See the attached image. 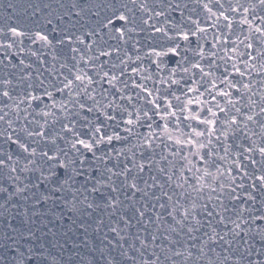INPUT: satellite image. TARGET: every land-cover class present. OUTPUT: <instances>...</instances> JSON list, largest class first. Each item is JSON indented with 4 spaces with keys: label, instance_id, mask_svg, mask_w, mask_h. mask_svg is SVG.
<instances>
[{
    "label": "snow or ice",
    "instance_id": "obj_1",
    "mask_svg": "<svg viewBox=\"0 0 264 264\" xmlns=\"http://www.w3.org/2000/svg\"><path fill=\"white\" fill-rule=\"evenodd\" d=\"M196 3L212 23L201 27L199 20L193 21L188 17L195 30L185 31L179 25H171L176 29L175 35H169L163 26L157 27L149 22L176 11L183 16L188 6L184 4L182 7L177 0H109L105 7L110 14L75 38L67 29L56 26L51 32L57 33V36L51 38L43 28L29 32L19 26L7 27V33L13 40L0 43L3 52L0 55V72L3 73L0 76V143L10 148L15 146L17 150L0 148V180L6 181L12 188L9 191V187L0 183V194H6L5 204L17 197L24 201L32 199L35 204L51 201L53 205L57 202L67 205V197L71 194L74 204L79 203L93 211L101 207L97 201H102L104 209H111L110 216H115L122 207L131 209L130 215L124 212L107 226L108 232L114 234V240L104 236L107 244L99 249L104 264H126L128 261L132 264H264V213L256 215L260 209L253 207L258 203L257 197H260V208L264 209V0H196ZM48 7L44 5V8ZM71 7L75 11L79 6L73 3ZM40 10L37 7L35 11ZM82 11H75V14L79 16ZM71 14V11L64 13L66 16ZM93 15L100 17V12ZM145 15L147 18H143ZM237 15L240 16L238 21ZM57 19L62 22L63 16H57ZM165 22L170 24L167 18ZM222 22L230 34L236 23L241 26L240 32L246 34L243 38L237 34L231 47H228L229 36L223 32L213 38L215 43L212 48L216 50L209 51L207 55L224 60L225 64L230 63L232 71L225 67L223 78L213 79L210 88L206 89L211 101L215 102L212 107H207L210 101H187L188 104L205 106L201 108V112L206 110L203 118L200 113L184 117V120H194L203 128H191L190 133L176 129L179 135L174 136L165 124L162 134L173 142L175 151L161 155L159 160L153 148L158 136L151 131V123L147 124L150 131L136 135V143L131 147H113L114 141L129 140L135 135L136 127H142L143 121L151 120L149 111L161 120L177 115L176 111H168L172 108L171 102L158 95L157 98L147 99L146 102L152 106L150 110L142 111L133 105V93L126 90L130 85L136 89V99L153 97V91L146 84L152 77L142 76L141 83L135 79H121L129 71L128 65L133 58L127 52L124 58H119L120 42L124 45L133 42L136 48L139 41L134 40L133 34L144 31L139 26L143 24L153 32L163 33L172 42L171 46L160 51L152 47L145 55L161 60L164 57L175 59L180 55V44L175 43L177 39L189 41L198 33L206 34L209 28H217ZM46 23L52 24V20ZM245 25L246 28L243 27ZM3 32L4 29L0 28V33ZM105 35L118 41L117 45H108ZM25 37L32 44L41 43L44 47H53V41L56 45L78 42L83 46V50L79 46L70 48L74 62L71 66L67 62L60 64L67 74L57 73L62 79L58 81L60 86L53 85V89L61 96L67 93L65 99L57 101L53 91L47 88L43 89L42 95H36L35 92L43 88V80L37 87L28 83L23 90H18L12 79L14 73L5 71L18 65L31 68L32 65L25 64L24 59H19L18 64L12 63L17 56L25 53ZM218 44L221 45L219 49L216 48ZM14 47L18 51L13 52ZM27 51L40 58L37 51L30 48ZM218 51L224 55L218 57ZM114 53L119 64L109 62ZM196 54L201 59L205 57L203 48ZM101 57L104 59L101 60ZM135 60H141V57L137 55ZM81 62L84 67L80 66ZM152 63L159 70L160 63ZM176 63L179 66L181 61ZM120 65L124 68L117 72ZM191 67L199 70L202 77L213 76L199 62ZM86 69H91L92 74ZM130 71L139 75L147 69L137 66ZM179 71L187 73L189 69L179 67ZM176 72L177 68L171 69L168 80L161 83L179 84V80L172 79ZM30 76L31 73L22 76L20 82L30 79ZM13 92L17 94L13 95ZM187 92H198V88L189 87ZM44 97L51 103L43 104ZM217 97L223 100V104ZM158 99L166 102L164 115L160 114ZM174 99L179 100L180 97L174 96ZM33 102L43 104L40 112L36 113L44 118L43 123L29 111ZM125 104L132 106V110ZM185 108L187 105L181 112ZM52 109H59L63 120ZM109 110L113 114L110 115ZM81 111L99 113L97 121L103 116L105 121L115 122L116 128L123 123L122 131L127 135L121 136L119 131L109 134L106 131L108 124L93 122L87 116L82 118L84 123L77 125L73 117H79ZM116 113L120 115L119 121ZM17 121L26 123L17 127ZM57 122L61 124L59 130H50L49 125ZM57 140L62 141L64 146L61 147ZM160 161L166 163L161 166ZM89 196H92L91 200ZM86 214L91 215V212ZM164 217L170 218L171 222ZM141 223L155 224L157 231L137 228L129 243L127 230ZM101 224L102 220L98 222L97 231ZM141 231L146 233L144 238H141ZM26 236L33 234H5L0 238V252H3L0 262L44 264L48 255L43 246L26 247L21 243ZM136 241L140 247L136 246ZM149 248L152 249L150 258L145 255Z\"/></svg>",
    "mask_w": 264,
    "mask_h": 264
},
{
    "label": "water",
    "instance_id": "obj_2",
    "mask_svg": "<svg viewBox=\"0 0 264 264\" xmlns=\"http://www.w3.org/2000/svg\"><path fill=\"white\" fill-rule=\"evenodd\" d=\"M108 2L109 0H0V28L4 29V32L0 33V43H10L13 40L11 34L7 33L8 26H19L22 30L29 32L43 28L49 33L50 38L57 36V33L51 32L52 27L56 26L58 29H67L68 33L73 34V37L75 38V36L86 33L90 30L100 18L110 14L105 7ZM177 2H179L182 7L184 4H187L188 6L184 9L183 16H181L179 11L171 12L170 14H166V17L155 18L149 23H155L157 27L163 26L167 29L169 35H175L176 31L171 25H179L185 31L189 29L194 31L195 25L191 23L188 17H191V20L193 21L199 20L201 27H208V25L212 23V21L206 19V13L202 10V7L197 5L196 0H177ZM204 2H207V0H204ZM232 2H234V0H232ZM73 3H76L79 6L75 11L83 9L79 16H77L75 11L72 10L71 6ZM9 4L13 5V7L9 8ZM45 4L49 7L44 8ZM61 5H63V7H61ZM37 7L41 10L35 11ZM225 7H228V3H225ZM70 11L72 12L71 16L64 15L65 12ZM97 11L100 12V17L93 15V13ZM213 11H216V8H213ZM34 12L35 15H33ZM217 15H219L218 12ZM57 16H63V21L61 22L58 20ZM143 18H147V16L145 15ZM166 18L170 21V24L165 22ZM239 18L240 16L237 15V21ZM49 19L52 20V24L46 23ZM249 19H251V17H249ZM139 26L144 28V31L133 34L134 40L139 41L136 48L133 47V42H129L127 45L120 42L121 51L119 53V58H124L125 52L133 58L128 65L129 71L126 73V76L121 77V79H135L137 83H141L143 82L141 80L142 76H151L152 79L147 80L146 84L147 87L153 91V97L136 99L135 93L137 90L132 88L131 85L126 92L133 93V105L140 108L142 111L150 110L152 107L146 102L147 99L157 98V95L159 97H165L166 100L170 101L172 104V108L168 109V111H176L177 115L169 119L161 120L159 116L152 115V111H149V115L152 116V119L143 121L142 127H136L134 129L135 135L130 137L129 140L123 142L114 141L113 147H131L136 143V135H142L150 131L147 128V124L151 123L153 125L151 131L158 136L153 143V148L154 155L156 159L159 160L161 155H168L170 150L175 151L173 142L167 140L166 135L162 134L164 125H168V132L174 136L179 135V132L176 131V129H179V131L184 133H190L191 128H197V130L202 129V125H198L196 121L191 119L184 120V117L200 113L203 118L206 114V110L205 112H201V108H204L205 106L188 104L187 101L189 99L210 101L207 107H212L215 102L211 101V95L206 89L210 88V82L213 79L223 78L225 67L228 68L229 72L232 71L230 63L225 64L224 60L207 55L209 51L216 50L212 48V44L215 43V40L213 39L214 36L218 35L220 32H223L224 35H228V47H231L237 34L243 38V35L246 33H241V26L236 23L234 25L233 33L230 34L222 22L217 28H209L206 34L198 33L196 36L191 37L189 41L177 39L175 43L180 44V55L175 57V59L164 57L161 60L155 56H146L145 53H147L152 47H155L157 51L166 49L171 46L172 42H170L163 33L153 32L150 27H146L143 24H140ZM243 27L246 28L247 26L245 25ZM23 40V47H25L26 51L17 56L12 63L18 64L19 59H24L25 64L32 65L31 68H25L23 65H18L15 69H12L11 67L5 69V71L14 73L12 79L14 84H16L17 89L23 90L28 83H31L33 87H37L40 81L43 80V88L36 91V95H42L43 89L47 88L48 90L53 91L54 98L57 101L65 99L67 93L61 96L53 89V85L56 87L60 86L58 81L59 79H62L57 73L64 72L67 74V70L61 69L60 64L67 62L71 66L74 62L71 59L73 53L70 51V48L79 46L83 50V46H80L78 42L73 43L72 45H68L67 43L65 45H56L55 41H53V47H44L41 43L32 44L27 37L23 38ZM104 40L107 41L108 45L113 47L118 43L116 40L109 39L108 35L104 36ZM87 42L88 40L86 38V43ZM220 47L221 45L219 44L216 46L217 49ZM29 48L32 51H37L40 58L38 59L36 56H32L30 52L27 51ZM200 48L204 49V59H201L200 56L196 54ZM241 50H243L242 46ZM12 51L16 52L18 51V48L14 47ZM93 52H95V49H93ZM2 54L3 52L0 50V55ZM137 55L141 57V60H135ZM223 55L224 53L222 51L217 52L218 57ZM184 57H187V59L185 60ZM103 59L104 57H101V60ZM225 59L227 58L225 57ZM152 61L160 63L159 70ZM177 61H181L179 66L176 63ZM109 62L119 64V59H117L115 53L109 58ZM197 62L201 64L206 72H212L213 76L202 77L199 70L191 67L192 64ZM80 66L84 67L83 62H81ZM137 66L147 69V71H142L139 75L131 73L130 69ZM179 67L188 68L189 71L187 73L181 72L179 71ZM0 68H2V66H0ZM123 68L124 65H120L117 72L123 70ZM173 68H177V72L172 76V79L179 80L180 83L175 85L170 84V82L161 83L162 80H168L171 69ZM21 69H23V71H21ZM86 70L89 74H92L91 69ZM105 70H108L107 66H105ZM28 73H31L30 79L21 83L20 78ZM2 74L3 73L0 72V76H2ZM104 86L108 87L107 84ZM189 87L198 88V92H187V88ZM218 87H222V85H218ZM157 89L159 90L158 94ZM113 91L115 90L113 89ZM201 93L203 95H201ZM16 94V92H13V95ZM214 94L215 93L213 92L212 95ZM144 95L146 96V94ZM174 96H178L180 99L176 100L174 99ZM217 99L223 104L221 98L217 97ZM158 102L161 104L160 114L164 115L166 102L163 99H158ZM50 103L51 102L46 97L43 98V104ZM120 103L125 102L121 101ZM37 104H39V107H37ZM43 104H40V102H33L32 108L29 109V111L32 112V115L40 120L41 123H43L44 118L36 115V113L40 112L43 108ZM185 105H187V108L181 112V109L184 108ZM24 106L26 105H22L21 107ZM125 106L129 107L130 111L132 110V106L127 104H125ZM33 109H35V111H33ZM52 110L56 112L57 116H61L59 109ZM21 114L23 115V113ZM109 114H113L111 110H109ZM99 115L100 114L96 112L88 113L87 111H81L79 117H73V119H76L77 125H79L84 123L82 118L87 116L88 120L93 122L108 124L109 127L106 131H108L109 134H111L112 131H119L121 136L127 135L122 131L124 128L123 123H120V127L116 128L115 122L105 121L103 116H100L99 121H97L96 118ZM116 115L117 121H119V113H116ZM221 118L223 117L221 116ZM29 119H32V116H29ZM48 119L51 121V117ZM61 120H63L62 116ZM21 123H26V121H17L15 126L18 127ZM60 127L61 124L59 122L55 125H49L50 130L55 129L58 131ZM21 136H23L22 133ZM57 143L61 147L64 146L62 141L57 140ZM101 147L103 148L105 146ZM0 148H3L6 151L17 150L15 149V146L10 148L8 145L2 143H0ZM133 150L135 151V149ZM149 154L150 153H145V155ZM97 155H99V153H97ZM137 156L139 158V153H137ZM169 159H171L170 156ZM165 163V161H160L161 166ZM147 176L148 173L146 172L145 178H147ZM161 182H163V180ZM0 183L9 187V191L12 190L11 186L6 181L0 180ZM25 195H27V193H25ZM5 199L6 194H0V205H2L0 206V238L5 234L16 236L18 233L31 232L33 236H26L21 243L25 244L26 247L31 245L39 247L42 245L43 250L48 255V260H46L44 264H104V260L99 252V249L107 244V240H104V236L107 235L108 240H114V234L108 232L107 226L112 224L114 220H117L124 212H127L129 215L131 214V209H124L122 207L115 216H110L111 209H104L102 207V201H97L98 203H101V207L95 209V211L85 209L83 205L79 203L74 204V202H72L71 194L67 197L69 200L67 205L62 202H57L56 205H53L51 201L46 204L43 202L41 204H35L32 199L24 201L17 197H13L11 201L5 204ZM89 199L91 200L92 196H89ZM121 199H123V196H121ZM257 200L258 203L253 207L260 209V211L255 213L256 215H260L264 213V209L260 208V197H257ZM125 203L128 202L125 201ZM13 205H15V207H13ZM157 210L159 211V209ZM88 212H91V215L86 214ZM164 219L168 220L169 223L171 222L168 217H164ZM101 220L103 221V224L99 226V231H97L98 222ZM81 225H83V227H81ZM120 227L123 228V224H121ZM137 228H147L149 232L154 233L157 231L155 224L141 223L140 225L127 230L129 232V237L127 238L129 243L132 242V235L136 233ZM121 234L123 235V232ZM140 235L141 238H144L146 233L141 231ZM157 243H160V240H157ZM136 246L140 247L138 241H136ZM125 247L127 248V244H125ZM93 249H96V251H93ZM216 250L219 252V248ZM151 251L152 249L149 248L148 252L145 254L146 256H149V258ZM0 255H3V252H0ZM113 255H115V253H113ZM0 264H8V261L5 260L0 262ZM126 264H132V262L128 261ZM201 264H204V262H201Z\"/></svg>",
    "mask_w": 264,
    "mask_h": 264
}]
</instances>
